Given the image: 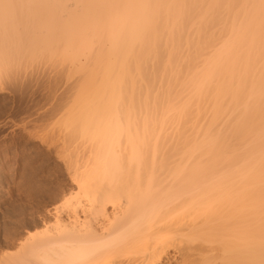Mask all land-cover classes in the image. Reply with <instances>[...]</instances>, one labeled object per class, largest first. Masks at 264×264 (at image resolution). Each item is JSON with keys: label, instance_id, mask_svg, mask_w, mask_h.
<instances>
[{"label": "bare ground", "instance_id": "bare-ground-1", "mask_svg": "<svg viewBox=\"0 0 264 264\" xmlns=\"http://www.w3.org/2000/svg\"><path fill=\"white\" fill-rule=\"evenodd\" d=\"M42 1L64 5L0 4ZM62 1L87 57L104 40V123L70 122L95 146L66 160L77 191L2 264H237L239 218L264 204L260 0Z\"/></svg>", "mask_w": 264, "mask_h": 264}, {"label": "rangeland", "instance_id": "rangeland-1", "mask_svg": "<svg viewBox=\"0 0 264 264\" xmlns=\"http://www.w3.org/2000/svg\"><path fill=\"white\" fill-rule=\"evenodd\" d=\"M52 2L30 7L20 2L9 9L0 4V59L5 60L0 65V264L32 233L42 230L47 211L77 191L66 160L73 151L85 156L95 146L80 138L76 129L70 130V122L93 119L104 123V82L95 89L89 83L98 52L104 53V40L87 57L82 47L89 30L82 29L83 33L72 17L83 20L84 12ZM78 44L82 54L75 52ZM100 63L97 68L102 71ZM21 64L22 76L16 71L9 75L10 69ZM97 77L95 85L101 74ZM38 159L43 163H30ZM253 207L239 218L246 226V239L242 238L246 246H238L241 233L235 235L237 264L245 251L247 264H259L264 255V204ZM210 239L214 240L213 235Z\"/></svg>", "mask_w": 264, "mask_h": 264}, {"label": "snow or ice", "instance_id": "snow-or-ice-1", "mask_svg": "<svg viewBox=\"0 0 264 264\" xmlns=\"http://www.w3.org/2000/svg\"><path fill=\"white\" fill-rule=\"evenodd\" d=\"M3 7L4 8H9V7H12V5L4 4ZM259 8L261 9L262 14H264V0H260ZM23 70H24V65L21 64V65L18 66L17 69H10L9 70V75H11L13 71H16V72H18V75L22 76L23 75ZM2 83H3V73L0 72V84H2ZM0 149H2V146H0ZM0 163H2V159H0ZM30 163L39 164V163H43V160L42 159H38L37 161H32ZM259 264H264V255H262V258L259 261Z\"/></svg>", "mask_w": 264, "mask_h": 264}]
</instances>
